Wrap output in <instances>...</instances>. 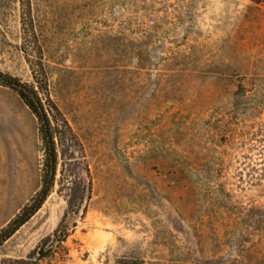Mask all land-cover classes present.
Instances as JSON below:
<instances>
[{
	"label": "rangeland",
	"instance_id": "374dc122",
	"mask_svg": "<svg viewBox=\"0 0 264 264\" xmlns=\"http://www.w3.org/2000/svg\"><path fill=\"white\" fill-rule=\"evenodd\" d=\"M32 8L58 165L0 264H264V0ZM20 16L0 0V72L37 86ZM44 159L38 119L0 84V230L38 192Z\"/></svg>",
	"mask_w": 264,
	"mask_h": 264
},
{
	"label": "trees",
	"instance_id": "16d2710c",
	"mask_svg": "<svg viewBox=\"0 0 264 264\" xmlns=\"http://www.w3.org/2000/svg\"><path fill=\"white\" fill-rule=\"evenodd\" d=\"M19 4L23 34L22 48L26 54L27 62L32 70L33 78L37 86L22 82L19 78L3 72H0V84L17 92L38 119L39 131L44 144L45 159L42 183L38 192L30 203L24 206L20 213L6 227L0 230V247L42 207L54 187L58 165V138L56 137V133L59 128V119L57 118L59 111L53 104L46 105L40 96L39 89H42L47 81L41 54L38 57L32 55L30 58V52H35V48L39 44L35 31L32 0H19ZM65 125L67 126V123ZM85 193V185L78 184L75 186L68 201L70 212L78 213L80 211ZM56 233L55 240L60 241L62 233L59 234L57 230ZM2 264L28 263L24 259H6Z\"/></svg>",
	"mask_w": 264,
	"mask_h": 264
}]
</instances>
